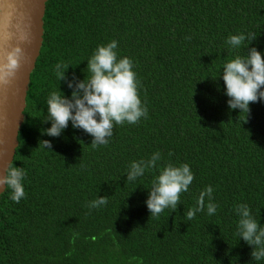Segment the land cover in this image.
<instances>
[{
  "label": "trees",
  "instance_id": "16d2710c",
  "mask_svg": "<svg viewBox=\"0 0 264 264\" xmlns=\"http://www.w3.org/2000/svg\"><path fill=\"white\" fill-rule=\"evenodd\" d=\"M241 33L257 37L231 49L228 37ZM113 40L118 58L133 61L147 118L116 125L95 148L71 122L45 135L49 94L71 96L55 65L83 80L87 60ZM251 47L264 56V0H49L13 158L26 197L0 195V264H264L237 234L235 212L247 204L264 227V101L248 114L229 109L222 79L223 65ZM156 152L157 168L127 181L130 164ZM169 163L188 164L194 180L176 211L151 217L145 201ZM208 186L216 213L187 220ZM104 196L107 205L88 207Z\"/></svg>",
  "mask_w": 264,
  "mask_h": 264
},
{
  "label": "clouds",
  "instance_id": "9594fccd",
  "mask_svg": "<svg viewBox=\"0 0 264 264\" xmlns=\"http://www.w3.org/2000/svg\"><path fill=\"white\" fill-rule=\"evenodd\" d=\"M256 35L241 33L231 35L226 43L233 50L248 47ZM27 39L21 34L20 41ZM186 39H188L186 37ZM118 42L113 40L97 47L87 60L90 75L83 80L66 75L70 65L57 63L54 71L57 79L67 84L71 96H66L59 88L49 94L47 116L43 122H51V127L44 130L49 137H59L68 128L69 122L74 129L83 130L93 139L92 147L107 145L113 136L116 125L125 123L135 125L140 119L147 118L148 109L139 96V80L133 70V61L128 57L118 58ZM25 53L19 44L6 51L3 63H0V83L9 84L21 68ZM225 95L229 98V109H239L240 113L250 112V103L264 101V56L256 47L249 48L244 56L236 55L228 60L222 69ZM46 149H51L49 140L40 141ZM159 152L153 153L147 160L133 161L127 172V181L135 182L146 171L157 168L161 160ZM27 173L24 168L9 162L4 174L0 175V188L11 189V200L19 203L26 197L24 180ZM194 174L188 164L175 166L171 163L162 168L155 177L145 203L151 217H159L165 209L177 210L182 193L189 190ZM213 188L206 187L199 193L196 207L186 213L187 220H192L197 213L207 210V215L216 213L217 205L212 202ZM207 201V203H206ZM108 197H99L88 205L90 209L107 205ZM239 216L237 234L247 245L251 246V257L255 261L264 260V227L253 217L247 204L235 207ZM76 237L73 236L72 243Z\"/></svg>",
  "mask_w": 264,
  "mask_h": 264
},
{
  "label": "water",
  "instance_id": "95a60500",
  "mask_svg": "<svg viewBox=\"0 0 264 264\" xmlns=\"http://www.w3.org/2000/svg\"><path fill=\"white\" fill-rule=\"evenodd\" d=\"M49 0H0V63L6 51L17 44L25 59L14 79L0 83V175L9 162L13 164L16 148L22 141L26 98L33 84L35 64L43 42V19ZM27 39L20 41L21 34ZM5 189L0 188V195Z\"/></svg>",
  "mask_w": 264,
  "mask_h": 264
}]
</instances>
